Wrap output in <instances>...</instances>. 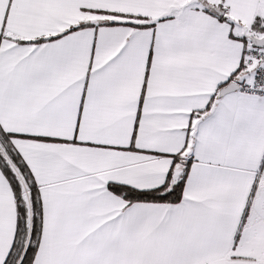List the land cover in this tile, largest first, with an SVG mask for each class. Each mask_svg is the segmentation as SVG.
<instances>
[{"label":"snow or ice","instance_id":"6c2138e0","mask_svg":"<svg viewBox=\"0 0 264 264\" xmlns=\"http://www.w3.org/2000/svg\"><path fill=\"white\" fill-rule=\"evenodd\" d=\"M0 264H264V0H0Z\"/></svg>","mask_w":264,"mask_h":264}]
</instances>
